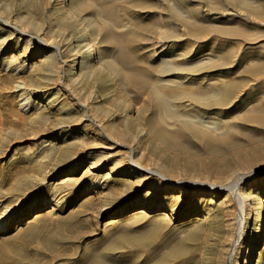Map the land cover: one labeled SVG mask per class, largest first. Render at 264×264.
Segmentation results:
<instances>
[{
    "label": "rangeland",
    "instance_id": "374dc122",
    "mask_svg": "<svg viewBox=\"0 0 264 264\" xmlns=\"http://www.w3.org/2000/svg\"><path fill=\"white\" fill-rule=\"evenodd\" d=\"M136 1L111 19L82 0H0V264H264V124L243 117L264 107V37L214 38L247 23L263 35L264 21L236 1L179 0L192 30ZM168 60L189 67L155 70ZM135 62L233 136L169 137L127 76Z\"/></svg>",
    "mask_w": 264,
    "mask_h": 264
},
{
    "label": "bare ground",
    "instance_id": "6f19581e",
    "mask_svg": "<svg viewBox=\"0 0 264 264\" xmlns=\"http://www.w3.org/2000/svg\"><path fill=\"white\" fill-rule=\"evenodd\" d=\"M160 1L167 4L166 5L167 9H171L172 11L176 10V12L178 14L179 13L183 14L185 21H186V25H187V27H189V29L199 30L201 28L202 24L199 23L196 19H192V17L189 16L188 13L184 12L183 9L179 6L180 5L178 2L179 0H172V2H170V0H160ZM212 1H214V0H212ZM228 1H236L240 4H243V6H245L246 11L248 12L247 14H248L249 18L253 17L254 20L256 19L259 22L264 21V0H228ZM82 2L84 3L82 5H84L85 7H88V8H92L95 12H97L102 17L111 18V19H114V18L118 19L120 17L116 11L115 5L123 3L129 7V6H132V5L137 3L136 0H131V1H129V0H82ZM72 6H74V5H72ZM172 28H173L172 34L170 32H168L167 34L164 35L165 38H167L166 36H174V37L177 36V34L179 33L178 28H176L175 26H173ZM216 28H217V30H216ZM216 28H215V30H216V33L218 34V36L214 37L216 39H226L227 41H231L232 40L231 35L234 33H236V34L238 33L239 35H242L244 41H252V40L258 39L260 36L264 37V33H263V35H257V34L255 35V32H256L255 28H253L252 25H250L249 23H247V25L236 24L234 26L218 25ZM112 39H114L115 42L117 43V45L120 47L121 42L123 41V36H118V37L115 36ZM210 40H212V39H210ZM90 49L92 51V54H94V47L91 46ZM120 52L117 54L116 57L118 58L119 61L124 62L125 61L124 57L122 56V54ZM102 59H101V62L104 64V66L106 68H108V66L106 65V63ZM216 60L220 61V59H216ZM169 64H170V66L173 64H176L177 68L178 67H181V68L189 67V65L184 64V66H183V64H181V62H177L175 60H171V61L168 60L164 63V66L163 65L161 66L162 67L161 69H157L155 67V70L159 71V72L165 71L164 68ZM202 64H203V62H202ZM149 65L151 66V64H149ZM193 65L194 64H192L190 66H193ZM128 67H129V65H128ZM193 67H195V66H193ZM132 68H133V71H131L127 75L128 78L131 81L144 82L145 83V85L143 87H146V90L149 94L148 105L153 106L158 111L159 110L162 111V113L160 115L161 118L160 117L158 118L159 120L157 121V124H158V127H160L162 130H164L168 134L169 137L173 138L174 140H176V139L182 140L183 132H185L186 130L196 131L199 135L206 136L208 139L211 140V142H214V143L220 142L223 140H227L233 136V132H230V130H224L223 129V124L215 123V122L211 123V124H205L202 121L203 119L199 118L197 115L193 114L192 112H190L188 110H182V111L180 110L179 111L176 108V104L167 96V94H165V92H164L165 89L163 90L161 81H165V80L162 78H156V80H155V79L151 78L150 76H148L146 74V69H145L143 63L135 62L133 64ZM152 70L154 71L153 68H152ZM116 72H117V74L121 73V75L124 76L122 69L117 68ZM123 79H124V77H123ZM172 82H174V81H172ZM166 83H168V82H166ZM183 92H186V91H183ZM188 95L190 96V98H195L196 99L195 102H197V104L201 103L202 100H206L203 96H201V94H199L197 92H195V93L194 92H188ZM219 96H220L219 93L213 94V97L217 100L218 103L222 102V99L219 98ZM243 117H244V119H247L248 117L256 118L264 124V107L252 108L249 111H247L243 115ZM153 119H154V117H153ZM153 123H151V124L153 125ZM173 126L176 127L177 130L173 129L172 128ZM218 130H220L219 134H217L216 136L213 135V133L215 131H218ZM118 138H120V137H118ZM122 139H124V138H122ZM131 164L139 165V162H137L136 159H133L131 161ZM211 185L213 187H218V188H227L228 187V184H220V183H211ZM262 190H264V189H262ZM251 258L252 257L250 256V261H251Z\"/></svg>",
    "mask_w": 264,
    "mask_h": 264
}]
</instances>
